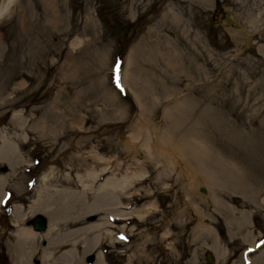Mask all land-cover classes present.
I'll return each instance as SVG.
<instances>
[{
    "label": "rangeland",
    "instance_id": "rangeland-1",
    "mask_svg": "<svg viewBox=\"0 0 264 264\" xmlns=\"http://www.w3.org/2000/svg\"><path fill=\"white\" fill-rule=\"evenodd\" d=\"M138 1L0 0V138L22 159L14 171L0 162L8 197L0 264H12L5 247L14 201L25 207L44 174V185H62L103 168L93 185H128L126 195L139 199L123 198L126 212L149 209L116 223L96 247L106 264H209L206 253L210 264H264V29L255 36L244 19L225 24L223 15L237 13L221 0H185L197 36L192 56L158 23L178 4ZM148 132L162 153L165 137L207 153L204 165L223 185L219 207L193 165L159 175L147 160ZM45 245L38 239L30 264ZM89 255L77 250L83 264Z\"/></svg>",
    "mask_w": 264,
    "mask_h": 264
},
{
    "label": "bare ground",
    "instance_id": "bare-ground-1",
    "mask_svg": "<svg viewBox=\"0 0 264 264\" xmlns=\"http://www.w3.org/2000/svg\"><path fill=\"white\" fill-rule=\"evenodd\" d=\"M134 1L138 5L139 1ZM152 1L153 3L155 2V0ZM221 1L237 13V15L229 14L230 17H228L230 19H244L243 27L249 29L255 36L263 33L261 29H264V10L261 9L264 7V0ZM174 2L178 6H175V4L166 6L158 23L164 28L163 31L167 36V41L187 46L188 53L195 56L197 52V36L193 32L191 23V17L194 15L188 13L184 8L185 0H174ZM210 2L216 3L217 1L205 0V5H210ZM257 11H260V19L256 15ZM148 133L149 142L145 140L146 143H149L147 148L149 150H146L147 160L154 162L158 166V169L161 170L159 175L165 174L166 170L173 171L179 162L193 165L195 172L199 173L202 176V180L208 184L210 199L219 207L220 202L217 199V191L223 185H219L216 179L218 172L215 178L214 173L205 167L204 159H207V153L204 151L202 159L201 150L193 141H184L178 138L170 142L166 137L161 139L162 150H165L162 153L156 145L157 141L154 143L150 132ZM156 140L159 139L156 138ZM0 141V162L7 164L10 170L14 171L13 165L22 159L20 160L14 147L5 142L3 143L1 138ZM169 148L170 152L168 151ZM164 152L167 154L165 155ZM157 154L160 158L156 156ZM155 158L159 159L162 164L160 165L159 161H155ZM231 167L234 166L232 165ZM92 171L85 177V180H81L79 176L77 180L64 177L61 182L62 185H44L48 177L47 174H44L41 177L42 185L35 189L25 207L14 201L10 210L11 215L8 216L10 218L8 223L9 232H7L8 238H6V241H10H7L8 243L5 247L7 256L11 259L12 264H30L31 257L36 251V243L40 238L45 239L46 245L44 248L37 250L39 264H83L81 258L77 257L79 248L81 255H83L82 257L97 252L95 260L93 258L88 264H106L103 261L104 256L97 251L96 247L110 240L111 228L115 227L116 223L130 222L136 218L141 219L145 215L141 214L149 209H142L138 212L136 210L126 212L128 208L122 202L123 198H131V200L137 201L139 198H135V196L138 193L126 195L125 189L128 185H93L95 179L106 173L107 169H93ZM235 171V168L228 170L229 178L232 180L233 177L236 178L237 174ZM4 179H6L5 176L0 175V200L4 193ZM73 181H77L80 185L75 186ZM230 188L236 192L241 191L239 192L240 194L244 193L242 191L244 187L240 186V184L230 185ZM88 195H90L89 199ZM233 212V209L229 211L230 218L234 221ZM36 214H40L46 219V227L41 233L33 231L32 227L28 224L25 225L24 222L25 219L27 220ZM90 216H94V218ZM200 228L203 231L207 229L205 226ZM109 244L120 243L115 240L109 242ZM252 251L254 250L252 249Z\"/></svg>",
    "mask_w": 264,
    "mask_h": 264
},
{
    "label": "water",
    "instance_id": "water-1",
    "mask_svg": "<svg viewBox=\"0 0 264 264\" xmlns=\"http://www.w3.org/2000/svg\"><path fill=\"white\" fill-rule=\"evenodd\" d=\"M223 20H224L225 24H227V25H231V26H234V27L238 26L235 22H232L227 15H223ZM199 192L204 194L205 193V189L203 187H200L199 188ZM234 202L235 203L239 202V199L238 198H234ZM30 224H31L32 229L34 231H40L41 232L46 227V220H45V218L42 215L36 214V215H34L32 217ZM205 258H206V262L210 264L211 259L209 257V253H206V257ZM92 259H93V256L89 255V256H87L85 261L87 263H90L92 261Z\"/></svg>",
    "mask_w": 264,
    "mask_h": 264
},
{
    "label": "snow or ice",
    "instance_id": "snow-or-ice-1",
    "mask_svg": "<svg viewBox=\"0 0 264 264\" xmlns=\"http://www.w3.org/2000/svg\"><path fill=\"white\" fill-rule=\"evenodd\" d=\"M119 70H120V66H119V63H117V65H116V68L114 69V80H115V82H116V86L119 88L120 87V82H119V80H120V78H119ZM7 196L5 197V200H7ZM120 239H124V237L123 236H121L120 237ZM258 247H259V245H258Z\"/></svg>",
    "mask_w": 264,
    "mask_h": 264
},
{
    "label": "flooded vegetation",
    "instance_id": "flooded-vegetation-1",
    "mask_svg": "<svg viewBox=\"0 0 264 264\" xmlns=\"http://www.w3.org/2000/svg\"><path fill=\"white\" fill-rule=\"evenodd\" d=\"M3 194H5V193H3ZM2 198H3V196H2ZM2 198H1V200H0V207H5L4 205L6 204V200H4V201H2ZM3 217H5V216H3ZM6 218V217H5Z\"/></svg>",
    "mask_w": 264,
    "mask_h": 264
}]
</instances>
